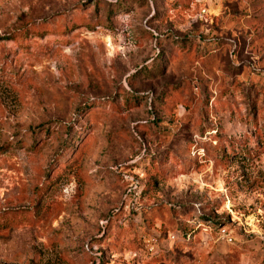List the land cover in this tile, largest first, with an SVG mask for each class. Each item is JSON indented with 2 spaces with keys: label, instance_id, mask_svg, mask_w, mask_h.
Here are the masks:
<instances>
[{
  "label": "rangeland",
  "instance_id": "rangeland-1",
  "mask_svg": "<svg viewBox=\"0 0 264 264\" xmlns=\"http://www.w3.org/2000/svg\"><path fill=\"white\" fill-rule=\"evenodd\" d=\"M0 264H264V0H0Z\"/></svg>",
  "mask_w": 264,
  "mask_h": 264
},
{
  "label": "built area",
  "instance_id": "built-area-1",
  "mask_svg": "<svg viewBox=\"0 0 264 264\" xmlns=\"http://www.w3.org/2000/svg\"><path fill=\"white\" fill-rule=\"evenodd\" d=\"M170 238H175V235L174 234H170ZM230 239V238H229ZM145 244L147 246V248L152 251V252H155L156 250V243H155V240L152 239V238H145Z\"/></svg>",
  "mask_w": 264,
  "mask_h": 264
}]
</instances>
